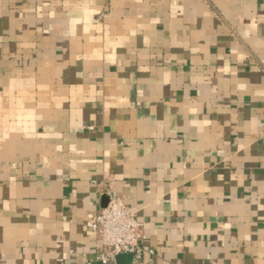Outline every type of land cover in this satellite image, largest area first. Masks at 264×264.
Returning <instances> with one entry per match:
<instances>
[{"label": "crops", "instance_id": "crops-1", "mask_svg": "<svg viewBox=\"0 0 264 264\" xmlns=\"http://www.w3.org/2000/svg\"><path fill=\"white\" fill-rule=\"evenodd\" d=\"M108 192L146 264H264V0H0V264H105Z\"/></svg>", "mask_w": 264, "mask_h": 264}, {"label": "built area", "instance_id": "built-area-1", "mask_svg": "<svg viewBox=\"0 0 264 264\" xmlns=\"http://www.w3.org/2000/svg\"><path fill=\"white\" fill-rule=\"evenodd\" d=\"M107 194L108 204L89 214L83 224L86 234L96 235L102 242L97 261L117 264L116 255L132 253V264H146V254L154 255V250L145 246L144 226L137 218L136 208L115 192Z\"/></svg>", "mask_w": 264, "mask_h": 264}, {"label": "water", "instance_id": "water-1", "mask_svg": "<svg viewBox=\"0 0 264 264\" xmlns=\"http://www.w3.org/2000/svg\"><path fill=\"white\" fill-rule=\"evenodd\" d=\"M107 202L103 205L104 207L109 202V197L106 200ZM134 255L132 253H120L116 255L117 264H132Z\"/></svg>", "mask_w": 264, "mask_h": 264}]
</instances>
